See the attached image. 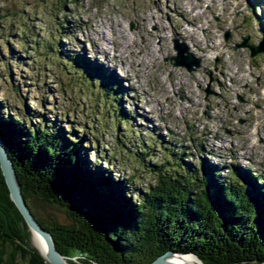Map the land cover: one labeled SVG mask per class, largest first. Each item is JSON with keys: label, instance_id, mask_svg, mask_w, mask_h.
Listing matches in <instances>:
<instances>
[{"label": "rangeland", "instance_id": "374dc122", "mask_svg": "<svg viewBox=\"0 0 264 264\" xmlns=\"http://www.w3.org/2000/svg\"><path fill=\"white\" fill-rule=\"evenodd\" d=\"M247 1L0 0V111L15 120L32 117L35 125L61 127L70 139L84 137L88 167L98 166L122 182L135 192L132 199L155 183L153 165L171 160L169 148L175 146H184L186 162L197 165L206 158L217 165L220 179L230 176L226 168L233 163L253 176L264 175V53L252 58L248 48L234 49L245 33L252 34L250 43L264 37L253 3L246 14ZM189 6L200 7L196 21ZM243 14L253 23L249 32ZM227 29L232 34L226 42ZM174 36L187 39L188 53L202 58L197 70L173 65ZM207 45L218 53L212 55ZM89 63L113 71L121 82L128 121L117 114ZM207 88L213 91L208 98ZM238 89L242 99L235 96ZM252 127L260 136L250 133ZM32 205L43 218L70 222L58 204L40 199ZM38 239L32 236L31 243L46 254Z\"/></svg>", "mask_w": 264, "mask_h": 264}, {"label": "trees", "instance_id": "16d2710c", "mask_svg": "<svg viewBox=\"0 0 264 264\" xmlns=\"http://www.w3.org/2000/svg\"><path fill=\"white\" fill-rule=\"evenodd\" d=\"M86 66L94 67L117 114L128 121L121 106L125 92L113 71ZM19 119L0 111V138L28 205L70 264H149L168 250L192 252L205 264L264 263L262 173L253 176L233 163L226 168L230 176L220 179L217 165L206 158L197 165L186 162L184 146H175L169 148L171 160L153 165L155 183L132 199L133 190L98 166L88 167L81 151L84 137L70 139L61 127ZM200 146L209 154L205 144ZM140 150L147 156V146ZM40 199L61 206L70 222L40 216L32 205ZM32 236L0 164V262L49 264Z\"/></svg>", "mask_w": 264, "mask_h": 264}, {"label": "water", "instance_id": "95a60500", "mask_svg": "<svg viewBox=\"0 0 264 264\" xmlns=\"http://www.w3.org/2000/svg\"><path fill=\"white\" fill-rule=\"evenodd\" d=\"M230 32L225 34L226 39H229ZM175 41V49L177 55L173 56L175 65H183L188 67L189 70L194 69V65L199 66L200 58H194L190 54H186L188 51L187 45L183 42ZM248 37L244 38V41L238 45V47L247 46L252 50V56L259 52H264V48L260 46L251 45L248 42ZM237 48V47H236ZM256 50V51H255ZM254 54V55H253ZM194 58V59H193ZM211 90H207V94H210ZM0 164L5 176L7 185L10 190V195L15 205L24 217L29 229L33 234L40 235L43 240L47 243V256H44L50 264H67L66 258L58 251L52 232L46 229L42 223L35 216L30 206L28 205L23 195L21 183L15 170L13 161L10 159L8 151L0 139ZM194 256L198 262H191L186 256ZM170 257H174L171 259ZM149 264H205L196 254L194 253H180L176 251H167L166 253L158 256Z\"/></svg>", "mask_w": 264, "mask_h": 264}, {"label": "bare ground", "instance_id": "6f19581e", "mask_svg": "<svg viewBox=\"0 0 264 264\" xmlns=\"http://www.w3.org/2000/svg\"><path fill=\"white\" fill-rule=\"evenodd\" d=\"M198 13H200V11H198ZM263 44V43H262ZM262 44H260V48H261V46H262ZM201 50H203V47H201L200 48ZM258 129V128H257ZM257 129H255L254 130V134H258V132H257ZM32 234H33V232H32ZM35 235L37 236V238H39L38 240H40V242H41V246L43 247V245L45 246V247H43L44 249H45V252H46V254H43L44 256H47V243L45 242V240H43V238L40 236V235H38V234H33V236L35 237ZM35 245L38 247V245H40L39 243H35ZM39 248V247H38ZM40 250H41V248H39ZM59 251V250H58ZM41 252H42V250H41ZM187 257V259H189L191 262H198V260L194 257V256H191V255H189V256H186ZM66 258V257H65ZM174 257H171V259H173ZM47 260V259H46ZM66 263L67 264H69V262L67 261V258H66ZM50 264V263H49ZM264 264V263H263Z\"/></svg>", "mask_w": 264, "mask_h": 264}]
</instances>
